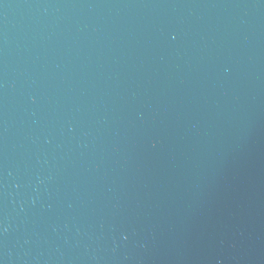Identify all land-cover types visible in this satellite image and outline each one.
<instances>
[{"label": "water", "instance_id": "1", "mask_svg": "<svg viewBox=\"0 0 264 264\" xmlns=\"http://www.w3.org/2000/svg\"><path fill=\"white\" fill-rule=\"evenodd\" d=\"M0 264H264V0H0Z\"/></svg>", "mask_w": 264, "mask_h": 264}]
</instances>
